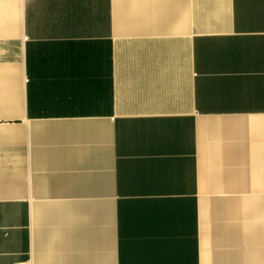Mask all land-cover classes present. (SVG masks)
<instances>
[{
	"label": "crops",
	"instance_id": "obj_1",
	"mask_svg": "<svg viewBox=\"0 0 264 264\" xmlns=\"http://www.w3.org/2000/svg\"><path fill=\"white\" fill-rule=\"evenodd\" d=\"M0 264H264V0H0Z\"/></svg>",
	"mask_w": 264,
	"mask_h": 264
}]
</instances>
